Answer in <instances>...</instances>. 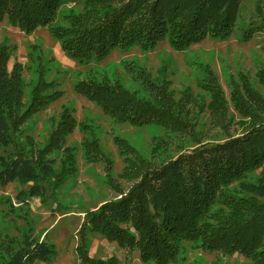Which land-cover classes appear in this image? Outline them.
Here are the masks:
<instances>
[{"label":"trees","instance_id":"trees-1","mask_svg":"<svg viewBox=\"0 0 264 264\" xmlns=\"http://www.w3.org/2000/svg\"><path fill=\"white\" fill-rule=\"evenodd\" d=\"M239 9V0H0V22L26 35L46 28L67 57L89 65L114 49L150 50L166 40L173 50L183 51L209 36L225 38L234 31ZM258 17L259 22L240 32L242 40L264 28V18ZM15 49L0 43V186L28 184V198L55 200L60 188L75 177L80 152L87 163L104 162L106 183L118 196L82 222L76 244L81 264H117L115 257L102 260L88 254V233L136 250L142 264H176L184 260L186 243L203 252L237 254L252 264H264V97L246 80L230 92L238 115L234 121L226 116L229 108L219 88L206 79L210 125L225 128L226 120L227 125L243 128L241 134L213 143L199 140L189 103L182 96L175 100L164 78L154 80L142 68L132 67V80L146 97L117 78L77 80L73 91L113 123L157 126L185 142L177 146L178 155L165 159L161 155L172 138L168 135L152 137L150 157L114 137L124 163L117 179L130 183L123 190L114 181L112 160L99 146L94 128L76 122L73 110L61 108L41 145L26 133L25 124L62 92L57 80L45 79L46 70L35 58V83L25 92L22 65L14 61L8 69ZM32 55L27 53L29 60ZM257 74L264 90V71ZM75 128L83 135L79 144L66 145ZM257 169L260 174L254 178ZM0 242V264L47 263L55 256L54 246L43 240L2 241L0 235Z\"/></svg>","mask_w":264,"mask_h":264},{"label":"rangeland","instance_id":"rangeland-1","mask_svg":"<svg viewBox=\"0 0 264 264\" xmlns=\"http://www.w3.org/2000/svg\"><path fill=\"white\" fill-rule=\"evenodd\" d=\"M240 9L234 31L225 38L206 37L183 51H175L164 40L150 50L133 46L127 51L114 49L105 59L89 65H80L67 57L58 42L46 28L36 29L26 35L6 21L0 22V43L2 41L16 47L8 69L14 61L22 65V79L27 92L35 83L34 68L39 61L46 70L45 79L59 82L62 96L46 109L28 121L24 128L37 144H42L50 127L51 119L56 120L61 108L73 110L76 122L89 124L94 128L95 137L102 151L112 160L114 181L126 190L130 183L117 179L124 163L118 155L114 137L125 139L132 147L146 157L149 156L152 137L171 138L162 152L161 158L171 159L178 155V145L185 142L178 136L165 132L157 126L132 127L115 124L101 110L73 91V84L80 79L117 78L128 89L146 97L141 87L132 80V67L142 68L152 79L164 78L173 98L181 96L188 102L189 117L196 125L199 140L213 143L242 133L243 128L236 124H226L221 128L210 125V86L206 79L215 82L222 94L229 113L238 120L230 103V92L235 84L246 80L249 87L264 97L263 87L257 72L264 71V28L248 39L242 40L241 31L249 23L264 18V0H239ZM260 9H256L257 5ZM259 10L260 12H256ZM60 21V19H57ZM32 46H35L31 49ZM32 52L29 60L27 53ZM39 56V57H37ZM35 58V61H34ZM37 59V60H36ZM212 86V85H211ZM27 95V94H26ZM24 95V101L26 100ZM82 134L75 128L67 137V144H79ZM192 143L188 145L192 147ZM2 151H0V154ZM150 157V156H149ZM104 162L87 163L83 156L76 154V175L67 181L57 192L55 200L28 198L25 194L28 184L18 182L0 186V235L2 241L10 238L43 240L54 246L55 256L47 263L35 264H81L76 253L77 232L89 212L99 209L103 204L118 199L115 190L105 180ZM264 170V166L262 167ZM260 169L254 172V178ZM1 244V242H0ZM3 248V246H2ZM88 254L94 259L105 260L115 257L117 264H142L136 250L119 248L97 233L87 234ZM184 260L176 264H252L244 257L234 254L223 256L220 253L203 252L189 243L182 250Z\"/></svg>","mask_w":264,"mask_h":264}]
</instances>
